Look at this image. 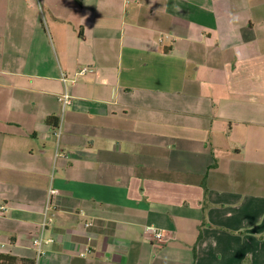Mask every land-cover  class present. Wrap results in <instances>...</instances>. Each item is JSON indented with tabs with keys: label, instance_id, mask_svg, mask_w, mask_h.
Masks as SVG:
<instances>
[{
	"label": "crops",
	"instance_id": "obj_1",
	"mask_svg": "<svg viewBox=\"0 0 264 264\" xmlns=\"http://www.w3.org/2000/svg\"><path fill=\"white\" fill-rule=\"evenodd\" d=\"M43 223L40 264H264V0H0V253Z\"/></svg>",
	"mask_w": 264,
	"mask_h": 264
},
{
	"label": "built area",
	"instance_id": "obj_2",
	"mask_svg": "<svg viewBox=\"0 0 264 264\" xmlns=\"http://www.w3.org/2000/svg\"><path fill=\"white\" fill-rule=\"evenodd\" d=\"M91 69L92 68L90 66H84V67L79 69L77 74H79V75L85 74L86 72L90 71ZM62 80L64 82H66V80H67L64 75L62 76ZM59 99L61 101L63 108L66 105L71 103V98L66 91L63 94H61ZM55 135H59L58 130L55 131ZM56 192H57V189L49 188V196H51L52 194H54ZM44 226H45V224L43 223L41 232L36 237H34V239H33V246L35 249L34 264H40L39 260H40L41 255H43V253H44V245L53 241V239L51 237H45L44 236V234H43ZM143 234L145 236H147L148 238L152 239L153 241H156V242H163L167 237L165 232L162 229L158 228L157 226H155L153 224L145 225L143 228ZM89 251H90V249L86 248L84 251H81L79 254H80V256H85Z\"/></svg>",
	"mask_w": 264,
	"mask_h": 264
},
{
	"label": "trees",
	"instance_id": "obj_3",
	"mask_svg": "<svg viewBox=\"0 0 264 264\" xmlns=\"http://www.w3.org/2000/svg\"><path fill=\"white\" fill-rule=\"evenodd\" d=\"M47 123L51 124L53 127H57L58 122L55 116H49L47 119ZM16 258L14 256L0 253V264H15ZM28 264H34V260L30 261Z\"/></svg>",
	"mask_w": 264,
	"mask_h": 264
}]
</instances>
